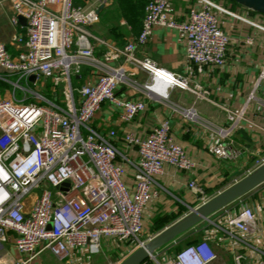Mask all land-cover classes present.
<instances>
[{"label": "built area", "instance_id": "2783aa9c", "mask_svg": "<svg viewBox=\"0 0 264 264\" xmlns=\"http://www.w3.org/2000/svg\"><path fill=\"white\" fill-rule=\"evenodd\" d=\"M8 1L10 24L23 32L11 40L14 54L0 41V81L28 92L20 82L36 85L40 79L49 80L53 88H61L63 98L51 101L37 94L33 104L14 95L0 97V246L12 242L17 254L12 264H32L46 252L58 262L71 263L77 255L99 254L104 239L126 244L133 252L150 240L141 236L146 209L158 195L156 178L165 166L191 172L195 163L174 140L167 121L145 136H119L112 128L94 126L93 120L104 104L119 111L121 123L145 111L146 102L121 97L120 86L158 101H168L174 89L203 97L187 75L171 73L136 52L155 27L178 29L185 35L187 66L198 71L223 68L230 38L221 28L217 7L202 0L178 23L169 0H149L138 35L118 45L91 30L106 0H95L90 7L75 0ZM139 73L145 75L143 81L136 79ZM223 110L228 124L217 128L218 141L211 152L218 159L236 161L241 148L231 135L244 111ZM180 113L189 121L197 119L193 109ZM255 156L254 170L264 164V150ZM188 188L199 205L208 200L195 180ZM252 223L251 209L243 208L236 215H220L214 224L231 242L233 264H241L239 242ZM215 237L202 235L172 255L149 259L152 264H212L218 258L211 241Z\"/></svg>", "mask_w": 264, "mask_h": 264}, {"label": "crops", "instance_id": "0c3cea01", "mask_svg": "<svg viewBox=\"0 0 264 264\" xmlns=\"http://www.w3.org/2000/svg\"><path fill=\"white\" fill-rule=\"evenodd\" d=\"M94 1L75 0V3L90 7L94 5ZM169 1L171 15L178 23L185 21L190 8L200 7L203 3L202 0ZM210 1L216 5L215 11L221 28L230 38L223 68L204 67L198 71L195 66H187L185 35L178 29L155 27L146 45L136 52L139 58H149L171 73L187 75L190 84L198 86L203 97L174 89L170 91L168 101H158L148 99L143 93H138L128 86H120L119 95L126 99L145 101L147 104L145 111L130 123H121L119 111L109 104H104L93 120L94 126L102 130L112 128L119 136L126 132L145 136L152 127L167 121L174 140L186 150L195 163L191 172L165 166L163 173L156 178L158 195L146 209L145 228L141 236L143 240L151 239L159 233L150 232L153 219L157 215L176 216L175 220L166 224L162 229L164 230L199 206V201L189 190L188 183L195 180L210 199L252 172L255 155L264 150V81H259V73L264 65V15L230 0ZM127 11L129 9L119 0H106L100 7L99 22L91 27L92 32L113 43L123 45L138 35L144 16L142 11L138 19L132 21L125 15ZM12 14L10 2L0 0V41L14 54L16 49L11 40L16 33L23 31L10 24ZM20 24L24 26L25 23ZM248 39L251 41L248 42ZM138 78L139 81H143L145 75L139 73L136 76V79ZM251 92L254 93V99L247 101ZM225 107L233 111H244V118L231 135L236 147L241 148V153L236 161L231 162L218 159L211 152L213 145L218 141L217 128H224L228 124L223 110ZM182 109H193L197 119L194 121L185 119L180 113ZM116 144L122 148L120 142ZM243 208L251 209L253 223L250 232L241 236L242 242H239V253L243 256L241 264L264 261L263 182L211 215L204 221L205 226L198 228L197 225L189 230L200 231L203 236L206 234L216 236L211 241L218 258L212 264H233L231 242L217 232L220 230L214 224L220 215L227 213L236 215ZM9 236L13 237L12 234ZM175 243L163 246V249L156 253V258L168 255L167 251L172 249ZM101 245L102 251L99 254L83 257L77 255L71 263L58 262L46 252L32 264H119L132 253L129 246L111 239H104ZM12 247L10 241L0 246V264L13 263L17 254ZM175 252L177 251L174 250ZM146 261L152 263L150 259Z\"/></svg>", "mask_w": 264, "mask_h": 264}, {"label": "water", "instance_id": "95a60500", "mask_svg": "<svg viewBox=\"0 0 264 264\" xmlns=\"http://www.w3.org/2000/svg\"><path fill=\"white\" fill-rule=\"evenodd\" d=\"M252 11L264 15V0H232ZM21 23H25L23 18H19ZM29 80L33 83L35 76ZM264 182V164L249 173L233 185L229 186L222 192L208 199L203 204L193 208L188 215L172 224L171 226L160 231L152 237L147 243L134 250L119 264H142L148 260L158 249L172 242L178 236L194 228L200 222L208 218L219 210L223 209L230 203L239 199L258 185Z\"/></svg>", "mask_w": 264, "mask_h": 264}, {"label": "rangeland", "instance_id": "374dc122", "mask_svg": "<svg viewBox=\"0 0 264 264\" xmlns=\"http://www.w3.org/2000/svg\"><path fill=\"white\" fill-rule=\"evenodd\" d=\"M125 15H127V17H129L132 21H135L138 19L140 13L136 9H134V10L127 11ZM10 79L12 82L15 81L14 78H10ZM137 80H139V78ZM72 82H74V78H72ZM20 84L24 88H26L28 92L24 90H20V89L14 90V88L9 83L5 81H0V97L5 98V97H10L14 95L15 98L18 100L24 101L25 103H33V104L37 102V94L44 96L51 101L53 100L58 101L63 98L61 88L60 87L53 88V85L49 80L44 81L43 79H40L36 85H33L31 83L29 85H26L24 82H20ZM204 221L198 224V228L206 225ZM201 239H202V234L200 233V231H187L181 236H179L176 240H174L176 243L173 246L175 248L176 247L182 248L191 241H199ZM174 247H172V249L167 251L168 255L174 253V250H175ZM162 249L163 247L157 250V252H155L153 255L157 257L156 253H158ZM7 256H9L8 252H7Z\"/></svg>", "mask_w": 264, "mask_h": 264}, {"label": "trees", "instance_id": "16d2710c", "mask_svg": "<svg viewBox=\"0 0 264 264\" xmlns=\"http://www.w3.org/2000/svg\"><path fill=\"white\" fill-rule=\"evenodd\" d=\"M119 1L122 3L123 6L127 7L129 10L136 9L141 14L142 11L144 12V7L149 0H119ZM230 1H232V0H230ZM232 2L235 3L234 1H232ZM74 83L75 82H72V84H74ZM175 218H176V216H165V215H160V214L157 215L153 219V223H152V226L150 228V230H151L150 232L152 234H156V233L160 232L166 226V224L175 220ZM195 242H197V241H191V242L187 243V245L193 244ZM175 250L179 251L180 247H176ZM142 264H152V263L145 261Z\"/></svg>", "mask_w": 264, "mask_h": 264}]
</instances>
